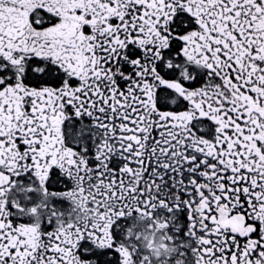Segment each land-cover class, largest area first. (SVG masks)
<instances>
[{
  "label": "snow or ice",
  "instance_id": "6c2138e0",
  "mask_svg": "<svg viewBox=\"0 0 264 264\" xmlns=\"http://www.w3.org/2000/svg\"><path fill=\"white\" fill-rule=\"evenodd\" d=\"M0 264H264V0H0Z\"/></svg>",
  "mask_w": 264,
  "mask_h": 264
}]
</instances>
